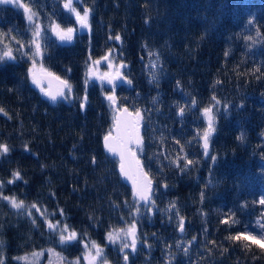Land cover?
Instances as JSON below:
<instances>
[{"label":"trees","instance_id":"trees-1","mask_svg":"<svg viewBox=\"0 0 264 264\" xmlns=\"http://www.w3.org/2000/svg\"><path fill=\"white\" fill-rule=\"evenodd\" d=\"M66 2L0 3V54L15 57L0 62V145L9 149L0 154V262L83 264L94 242L109 264H264V241L230 238L264 232V0H79L87 32ZM57 26L72 28V39L60 40ZM148 54L158 59L155 81ZM109 56L130 83L116 89L121 105L144 114L150 207L103 149L115 114L110 90L88 70ZM34 63L71 84L65 101L33 84ZM206 108L214 122L207 154ZM133 224L136 251L122 253L128 237L113 243L108 233ZM65 225L64 235L77 237L62 244Z\"/></svg>","mask_w":264,"mask_h":264},{"label":"water","instance_id":"water-1","mask_svg":"<svg viewBox=\"0 0 264 264\" xmlns=\"http://www.w3.org/2000/svg\"><path fill=\"white\" fill-rule=\"evenodd\" d=\"M107 59L95 63L96 74H99L100 65ZM114 71V66H110V73L106 77L101 79H95L96 81H101L105 87L113 89L115 87L120 88L122 86H127L128 81L124 74L122 73V68H119L117 73L119 75L113 77L112 72ZM48 72V71H47ZM53 76H57L52 73ZM42 73H39L41 76ZM59 77V76H58ZM108 78H113L112 83H108ZM61 80H65L60 77ZM67 81V80H65ZM68 82V81H67ZM69 83V82H68ZM41 87L45 91L55 93L58 89L62 88L63 85L59 81L52 79L51 77H45L40 87L37 86L39 90ZM67 93V89H64ZM115 97L114 102H110L107 98L106 100L110 103L114 113L115 119L113 121L112 130L106 136L109 137L107 144L115 149V152L109 151L105 146L106 141L105 137L103 139V149L104 152L111 158L116 159L118 162V173L122 181L131 189L133 197L138 201L140 205L149 207L153 203V197L155 192V182L152 177L148 174L145 169L144 163L140 158L139 153L144 148L145 139H144V115L141 110L132 111L127 106L120 107L116 95L113 92ZM45 97L49 99L48 96ZM64 97H57L55 102L65 101ZM127 109V111H124ZM139 112V116L136 113ZM123 165V171L121 169ZM146 196L147 199H141V196ZM181 234L182 231L179 230Z\"/></svg>","mask_w":264,"mask_h":264},{"label":"snow or ice","instance_id":"snow-or-ice-1","mask_svg":"<svg viewBox=\"0 0 264 264\" xmlns=\"http://www.w3.org/2000/svg\"><path fill=\"white\" fill-rule=\"evenodd\" d=\"M11 0H0V3H10ZM72 2L73 0H68V2L64 5L65 8L69 9L71 12H73L76 16V20L77 22L79 23V25L82 27V28H88L89 27V23H88V17H89V9L85 8L84 9V13L83 15H81L73 6H72ZM21 7H23V5H21ZM25 11H29L27 8H25ZM28 20L29 22L32 21V15H28ZM53 31L56 32V34L59 36V39L64 41V40H71L72 39V32H73V29L72 28H68L66 31H60L58 29V26L56 28L53 29ZM34 36H39V31H36L34 33ZM116 40H119L120 37L117 35L115 37ZM35 42V41H33ZM21 47H23V45H21ZM34 55H40V45L39 43H36V50H35V53ZM7 58L8 60H13L15 59V57L12 55V50L11 49H8L6 51H4L2 54H0V62H3V60ZM31 58V57H30ZM105 59H107V57H105ZM95 63H99V61H96ZM111 66V65H109ZM34 68H35V63L33 64V68H30L29 69V75H31V78H32V82L33 84L37 85L38 87L41 86L42 82H43V79L45 77H51L52 79H55L57 81L60 82L61 85H63L62 88L58 89L55 93H52V92H49V91H45V89L43 87H41V92L48 96L49 99L53 102H55L57 100V97H64V98H67L71 95V92H72V86L71 84H69L67 81L65 80H61L60 77L58 76H53L52 73L50 72H47L46 70L44 69H41V73L42 75L41 76H37L36 72L34 71ZM88 75H91V69L88 70ZM119 75V73H117V76ZM105 76L107 77V74H105ZM112 79L113 78H108V83H112ZM87 82V81H86ZM64 89H67V93H65ZM86 97H85V101H86ZM107 99L110 101V102H114L115 100V97L114 96H108ZM215 99V98H213ZM217 104H219V101H217ZM81 108L84 107V103H81L80 105ZM0 111H3V109H0ZM124 111H127V109H124ZM212 109L211 108H206L204 110V115L205 117L208 119V128L207 130L203 133V136H204V150H205V154H207V150H208V139L209 137L211 136V133L214 129V122H213V118L212 116L210 115ZM181 113H183V109H181ZM137 116H139V112L136 113ZM109 137L108 136H105V141H106V144L105 146L108 148L109 151H112V152H115V149L110 147L108 144H107V141H108ZM241 139H243V137H241ZM9 151V149L7 148L6 145H0V154L2 153H7ZM211 159L213 161H215L216 157L213 156L211 157ZM188 163H191V161H188ZM121 169L123 171V165H121ZM13 176L16 178V179H19V173L18 172H15L13 173ZM9 183H11V181H9ZM4 199H10V198H7V197H4ZM141 199H147L146 196H141ZM262 204H264V200H261L260 201ZM10 203L12 204L13 207L15 208H21L23 207V202H16L14 198H11L10 199ZM32 207H35V205H33ZM62 214V213H61ZM60 223V222H58ZM183 220L181 219L180 220V224H179V227H180V230L183 231ZM223 223H228L227 220H224ZM48 227L49 229H55L57 227L56 224H52V223H48ZM68 226L65 225L61 230H60V242L63 244V243H67V242H70V241H74L76 240V237H77V234L75 231H71L67 236L64 235L65 232H68ZM121 232H124V236L125 238L127 237H131V247L133 250H135V246H136V238H135V225L133 224L126 232L121 229L120 231L118 232H110L108 233V236H107V239L110 241V242H115L117 239L120 238V234ZM231 239L233 240H251V241H254V242H257V243H260L261 241H264V232H261L260 236L257 237V235L255 234H237L236 236H233V237H230ZM92 247L96 248L97 245L93 242L92 244ZM129 245L127 243H124L122 245V248H128ZM100 252L99 250L97 251V255H99ZM125 260H127V255H125ZM0 264H2V262H0Z\"/></svg>","mask_w":264,"mask_h":264},{"label":"rangeland","instance_id":"rangeland-1","mask_svg":"<svg viewBox=\"0 0 264 264\" xmlns=\"http://www.w3.org/2000/svg\"><path fill=\"white\" fill-rule=\"evenodd\" d=\"M77 1H79V0H73L72 6H74V3L77 2ZM67 2H68V0H67ZM79 27H80L79 28L80 31H83V32H87L88 31V28H82L80 25H79ZM101 60L102 59L97 60V61H101ZM95 62L96 61L93 60L92 61V64H91V67H90V69H91V75H89V77H88L90 81H92L97 75L102 77L103 74H104V71H102L101 74H96V71L97 70H96V67H95ZM106 62L111 63V65L114 66V70L116 69L115 67L121 66V65L117 64L116 62H114V60L111 59L110 56L107 57V61ZM144 66H145L146 72L149 73V79L152 80V81H155L156 74L158 73V70L160 69V67L158 65V59H156L153 55L148 54L147 55V60H146ZM41 69H42L41 66L39 64L35 63L34 71L36 72V74H37L38 77H39V73L41 72ZM123 69H124V67H123ZM128 84L130 85V83H128ZM111 95H113V92L109 91L106 96L108 97V96H111ZM115 95H117L116 91H115ZM117 98L118 97L116 96V99ZM155 100H158V98L156 97ZM117 101L119 102V98L117 99ZM204 119L206 121L205 128H204V130L202 132L199 133L200 139L202 140L203 144H204V136H203V133L208 128V119L205 117V115H204ZM212 133H213V131H212ZM161 153H162V155H165V151L164 150H162ZM175 163H177V159H176ZM149 212L151 214H153L154 209L153 208H150V211ZM179 230H180V227H179ZM180 235L181 236H185L186 235V228H185L184 225H183V231H182V233ZM135 238H136L135 250H133L132 247H131V237H128L126 239L127 242H122V240H120L121 243L119 244V246L121 244H124V243H127L129 245L128 248H122V246L120 247V250L122 251V253H125L128 250H132L131 252H133V254L135 253L136 247H137V244H138V242H137L138 241V236H137V231L136 230H135ZM98 250L100 252L99 255H97V251ZM83 264H109V263H107L105 261L104 254H103V250L100 247H96V248H94V247H86L85 248V252L83 254Z\"/></svg>","mask_w":264,"mask_h":264},{"label":"flooded vegetation","instance_id":"flooded-vegetation-1","mask_svg":"<svg viewBox=\"0 0 264 264\" xmlns=\"http://www.w3.org/2000/svg\"><path fill=\"white\" fill-rule=\"evenodd\" d=\"M107 60H105L101 65H100V67H99V74H101L102 73V71H104V74H103V76L102 77H105V74H107V76H108V74L110 73V66L109 65H111V63H108V62H106ZM116 69L112 72V75H113V77H116V73H117V71H118V69L119 68H122V70H123V67L122 66H118V67H115ZM101 76H96L95 78H94V81L95 82H98V83H101V84H103L101 81H96L95 79H101L102 78ZM104 85V84H103ZM105 87V86H104ZM105 88H107V87H105ZM121 88V87H120ZM107 89H109L111 92H115L116 91V89H117V87H115V88H113V89H110V88H107ZM117 96V95H116ZM118 97V96H117ZM119 98V97H118ZM117 98V99H118ZM119 105H121L120 104V100H119Z\"/></svg>","mask_w":264,"mask_h":264}]
</instances>
